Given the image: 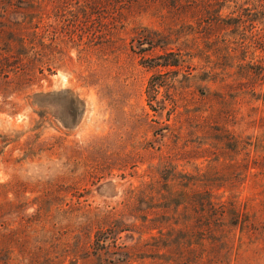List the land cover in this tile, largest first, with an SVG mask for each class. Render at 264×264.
<instances>
[{"label": "rangeland", "instance_id": "obj_1", "mask_svg": "<svg viewBox=\"0 0 264 264\" xmlns=\"http://www.w3.org/2000/svg\"><path fill=\"white\" fill-rule=\"evenodd\" d=\"M211 1L0 0V264H264V11Z\"/></svg>", "mask_w": 264, "mask_h": 264}, {"label": "trees", "instance_id": "obj_2", "mask_svg": "<svg viewBox=\"0 0 264 264\" xmlns=\"http://www.w3.org/2000/svg\"><path fill=\"white\" fill-rule=\"evenodd\" d=\"M193 1V0H192ZM203 3H205L206 5H220L219 3L221 2H212L211 0H202ZM226 1H230L232 3H234V6L238 7V8H242V6L246 3H251L252 5H254L255 7H257V10L259 11H264V1H260V0H223V2H226ZM175 53H172L170 52L169 55H174ZM177 61H179V58L178 60H174V62H168L170 63V65H176ZM201 206L203 207V204H201ZM222 206H224L222 204ZM223 213V212H222ZM253 220L250 221L248 220L246 217H248L247 215V212L246 211H242L240 210L239 208H234V211L232 212V221H231V225L232 226H239V228H253V230H258V228L256 229L255 226H256V221L257 220H261V222L264 224V204H262V207L256 211L255 213H253ZM223 218H224V214H222L220 216V218H216V219H210V218H206L205 216H202V218H196L193 223H195V225H191L192 228H196L197 224H198V227H197V230H199V228L201 229V234H202V247L204 246V242L206 240H218L219 241V244L221 245L222 248H227V241H226V238H227V235L226 233L224 232L225 230H223L222 228V224L220 223H223ZM222 221V222H220ZM219 223V224H218ZM214 225V228L213 226ZM264 227V226H263ZM260 229V228H259ZM260 231V230H258ZM196 236H194V238L192 239H198L201 237V234L200 232L197 233L195 232ZM260 233V232H259ZM190 237H193V236H190Z\"/></svg>", "mask_w": 264, "mask_h": 264}]
</instances>
